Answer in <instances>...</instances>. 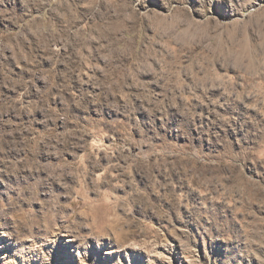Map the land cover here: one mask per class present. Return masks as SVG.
I'll list each match as a JSON object with an SVG mask.
<instances>
[{"label": "rangeland", "instance_id": "1", "mask_svg": "<svg viewBox=\"0 0 264 264\" xmlns=\"http://www.w3.org/2000/svg\"><path fill=\"white\" fill-rule=\"evenodd\" d=\"M0 264H264V0H0Z\"/></svg>", "mask_w": 264, "mask_h": 264}, {"label": "bare ground", "instance_id": "2", "mask_svg": "<svg viewBox=\"0 0 264 264\" xmlns=\"http://www.w3.org/2000/svg\"><path fill=\"white\" fill-rule=\"evenodd\" d=\"M68 242H75V240L74 239L73 240L72 239H69Z\"/></svg>", "mask_w": 264, "mask_h": 264}]
</instances>
